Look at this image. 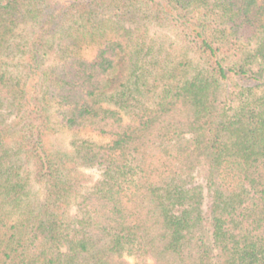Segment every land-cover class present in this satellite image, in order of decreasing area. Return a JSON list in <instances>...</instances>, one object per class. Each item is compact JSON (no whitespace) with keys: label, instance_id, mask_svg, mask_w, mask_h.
Listing matches in <instances>:
<instances>
[{"label":"trees","instance_id":"16d2710c","mask_svg":"<svg viewBox=\"0 0 264 264\" xmlns=\"http://www.w3.org/2000/svg\"><path fill=\"white\" fill-rule=\"evenodd\" d=\"M7 43L0 264H264V0H0Z\"/></svg>","mask_w":264,"mask_h":264},{"label":"rangeland","instance_id":"374dc122","mask_svg":"<svg viewBox=\"0 0 264 264\" xmlns=\"http://www.w3.org/2000/svg\"><path fill=\"white\" fill-rule=\"evenodd\" d=\"M58 21L59 20H57L55 22V24L53 25V28H52V35H56L57 39H59V37L61 35L59 33H63L71 25L70 23L66 24V23L60 22V21H59L60 23H58ZM129 26L126 25V28H129ZM132 26L134 28H136V27H139L140 24L139 25H135L134 24ZM141 26H143V29H144V24L143 25L141 24ZM24 27L25 26L23 25V26L19 27L18 29H16L15 34L17 33V35H18V34L21 33V31L25 32ZM163 30L159 31V32H162L163 35H166V37L161 38V39H157V42H159V43H162V42H165V41L168 42V38L170 37L169 36V31L168 30L163 31ZM30 31L32 32L34 30L32 28H28L27 32L30 33ZM161 35L162 34H160L159 37ZM24 36H25V34H24ZM156 37L158 38V35H156ZM12 47H14V46L12 44H10V43L4 44L2 49L0 50V55L1 56H14L15 52L12 49ZM58 52H59L58 49H56L54 51H51V52H48L49 55H47V56H50V57L46 58L45 59V64L44 65L40 64L39 67L45 68V66H48L49 64L53 63V61L55 59L54 56H59L61 54V53H58ZM76 52L78 54H80L81 56H83L84 58H86V59H91L93 57L95 49H94L93 46H90V47L83 46V48H81V49L76 48ZM43 54H44V52L40 53V55H43ZM15 66H16V64H15ZM122 66L123 67H128V64H123ZM9 115L10 116L8 118L13 120L15 115H13V114H9ZM81 139L82 140H88L90 142H94V143L99 144V145H105V144L109 143V140L107 138L98 136L97 134H94V133L89 132V131L72 132V131H68V130H63L57 136V142H58L59 146L62 147V148H66V149L71 147L72 142L74 140H81ZM81 171L84 172L86 175L90 176L92 181H94V182H96L100 178V172H98L95 169L81 168ZM203 178H204V175L202 174V175H199V177L197 179H198V181L202 182Z\"/></svg>","mask_w":264,"mask_h":264}]
</instances>
